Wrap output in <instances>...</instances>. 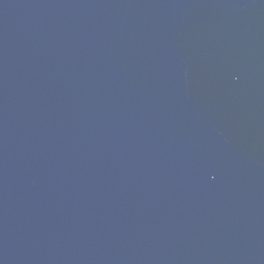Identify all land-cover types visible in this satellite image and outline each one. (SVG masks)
<instances>
[{"label":"water","instance_id":"95a60500","mask_svg":"<svg viewBox=\"0 0 264 264\" xmlns=\"http://www.w3.org/2000/svg\"><path fill=\"white\" fill-rule=\"evenodd\" d=\"M0 264H264V0H0Z\"/></svg>","mask_w":264,"mask_h":264}]
</instances>
